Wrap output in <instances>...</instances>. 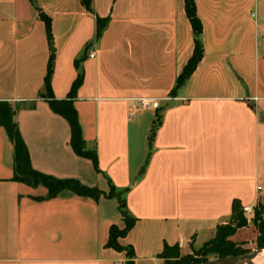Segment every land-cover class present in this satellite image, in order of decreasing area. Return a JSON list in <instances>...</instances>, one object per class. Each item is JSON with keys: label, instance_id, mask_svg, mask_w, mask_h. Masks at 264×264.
Wrapping results in <instances>:
<instances>
[{"label": "crops", "instance_id": "0c3cea01", "mask_svg": "<svg viewBox=\"0 0 264 264\" xmlns=\"http://www.w3.org/2000/svg\"><path fill=\"white\" fill-rule=\"evenodd\" d=\"M195 2L204 53L172 94L195 49L186 0H0V101L14 106L32 166L104 192L41 198L44 185L14 180V144L0 125V264H125L127 252L107 246L111 226L126 225L117 197L107 195L112 188L135 218L119 241L133 246L136 264H164L166 245L214 238L235 200L250 207L237 233L257 237L264 0ZM99 18L106 27L98 37ZM52 57L55 98H69L84 73L73 101L98 170L74 151L69 121L49 104ZM142 98L161 106L137 108Z\"/></svg>", "mask_w": 264, "mask_h": 264}, {"label": "trees", "instance_id": "16d2710c", "mask_svg": "<svg viewBox=\"0 0 264 264\" xmlns=\"http://www.w3.org/2000/svg\"><path fill=\"white\" fill-rule=\"evenodd\" d=\"M85 4L88 6V0H85ZM186 9L191 21L192 27L195 32V49L193 55L188 60L184 70L177 78L176 85L172 90V94H175L178 89H180L190 75L194 72L199 61L203 57L204 47L202 42V22L197 13L195 0H186ZM47 24V31L49 39H52V23L48 16H44ZM104 19H98V37L101 35L106 27V22ZM78 61V60H77ZM54 66V58L52 57L48 67V73L46 76L45 89L48 97L49 104L53 111L64 116L71 126V146L74 151L83 157L90 158L96 169L98 166V152L96 149H90L87 146L86 140L83 138L81 125L79 122L78 112L74 105V97L76 91L81 86L83 82V71H79V74L75 81L73 82L71 93L69 98L57 99L52 95L51 92V75ZM15 109L11 102L0 101V125L7 129L10 139L14 144V180L26 182L32 186L44 185L48 189L46 196L41 198H51L56 196L59 192L64 189H70L75 191L80 195H86L93 198H98L104 194L102 190L97 187H91L76 178H60L51 174H46L38 171L32 166L30 152L28 146L21 134L18 123L14 119ZM155 127L152 129L151 137L155 135ZM109 197H117L119 202V208L123 215L126 225L123 228L113 224L110 229L109 239L107 246H111L118 251H126L128 255V260L125 264H136L135 262V252L131 245H123L120 243L119 239L124 237L128 231L133 227L135 223V218L129 216L126 211V201L121 197V194L112 188L107 194ZM264 203H261L255 208V214L252 218L258 235L257 240L259 244V249L264 248V217H263ZM248 224V218L245 215L244 209L242 208L240 202L235 200L233 203V214L232 218L228 223L220 224L217 227V232L214 238L206 241L203 244L205 253L204 257L208 253H215L218 257L233 256L239 254H245L240 251V248L236 245L234 240L231 238L238 229L246 226ZM181 249L179 245L169 246L166 245L161 256L169 258L165 264H197L201 263L203 260L201 258H196L194 262L191 261L192 256H186L180 258ZM173 259V260H171Z\"/></svg>", "mask_w": 264, "mask_h": 264}, {"label": "rangeland", "instance_id": "374dc122", "mask_svg": "<svg viewBox=\"0 0 264 264\" xmlns=\"http://www.w3.org/2000/svg\"><path fill=\"white\" fill-rule=\"evenodd\" d=\"M244 212H245V210H244ZM247 231L249 232V234H245L246 232L244 230L243 232L239 231L238 233H235L236 235L234 236V242L240 248V251H242L243 253H251V252H254V251L259 249L257 237L254 238L253 237L254 235L250 233L251 231H249V230H247ZM202 246H203V244L202 245H195L193 243L185 246L184 248H182L180 246L181 247L180 248L181 249L180 258H183L186 256H192V259H191L192 262H194V260L196 258H201L203 260L202 262H204V261L218 257L215 253H208L204 257V253H205L204 249L205 248H203ZM168 259L169 258L164 259V264L167 261H169ZM171 260H173V259H171Z\"/></svg>", "mask_w": 264, "mask_h": 264}, {"label": "water", "instance_id": "95a60500", "mask_svg": "<svg viewBox=\"0 0 264 264\" xmlns=\"http://www.w3.org/2000/svg\"><path fill=\"white\" fill-rule=\"evenodd\" d=\"M262 250L263 248L258 249L251 253L226 256V257H217L197 264H238V262L243 261L247 258L250 259L255 258L258 255V253L261 252Z\"/></svg>", "mask_w": 264, "mask_h": 264}, {"label": "built area", "instance_id": "2783aa9c", "mask_svg": "<svg viewBox=\"0 0 264 264\" xmlns=\"http://www.w3.org/2000/svg\"><path fill=\"white\" fill-rule=\"evenodd\" d=\"M91 57L95 56L94 52L90 53ZM161 106L160 100L156 98H142L137 99V108H143V109H157ZM130 117H132V114H130ZM245 211H249L250 207H245Z\"/></svg>", "mask_w": 264, "mask_h": 264}, {"label": "bare ground", "instance_id": "6f19581e", "mask_svg": "<svg viewBox=\"0 0 264 264\" xmlns=\"http://www.w3.org/2000/svg\"><path fill=\"white\" fill-rule=\"evenodd\" d=\"M238 264H264V248L261 252L258 253L255 258H247L243 261L238 262Z\"/></svg>", "mask_w": 264, "mask_h": 264}]
</instances>
